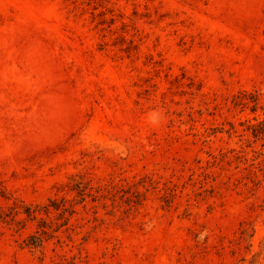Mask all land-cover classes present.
<instances>
[{
    "label": "rangeland",
    "instance_id": "rangeland-1",
    "mask_svg": "<svg viewBox=\"0 0 264 264\" xmlns=\"http://www.w3.org/2000/svg\"><path fill=\"white\" fill-rule=\"evenodd\" d=\"M0 215V264H264V0H0Z\"/></svg>",
    "mask_w": 264,
    "mask_h": 264
},
{
    "label": "trees",
    "instance_id": "trees-1",
    "mask_svg": "<svg viewBox=\"0 0 264 264\" xmlns=\"http://www.w3.org/2000/svg\"><path fill=\"white\" fill-rule=\"evenodd\" d=\"M79 188H80V192H81V193L79 192L80 196H81V198H83L82 196H85L86 190L82 186H79ZM42 207L43 208L36 207L34 209L32 207H28V209H26L25 212L29 217H36V215L41 211V209H43L46 213L50 212L49 206L44 205ZM64 210L66 211V210H68V208H65ZM2 217H3V215H0V218H2ZM44 228L42 229V231L40 233H38V234L36 233V234H33L30 236V239H29L30 245H39L42 243L43 237L48 234V231Z\"/></svg>",
    "mask_w": 264,
    "mask_h": 264
}]
</instances>
